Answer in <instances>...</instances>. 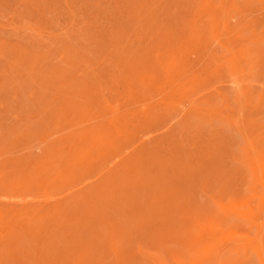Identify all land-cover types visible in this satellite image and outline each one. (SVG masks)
Segmentation results:
<instances>
[{
    "label": "rangeland",
    "instance_id": "1",
    "mask_svg": "<svg viewBox=\"0 0 264 264\" xmlns=\"http://www.w3.org/2000/svg\"><path fill=\"white\" fill-rule=\"evenodd\" d=\"M0 264H264V0H0Z\"/></svg>",
    "mask_w": 264,
    "mask_h": 264
},
{
    "label": "bare ground",
    "instance_id": "2",
    "mask_svg": "<svg viewBox=\"0 0 264 264\" xmlns=\"http://www.w3.org/2000/svg\"><path fill=\"white\" fill-rule=\"evenodd\" d=\"M240 96V95H239Z\"/></svg>",
    "mask_w": 264,
    "mask_h": 264
}]
</instances>
